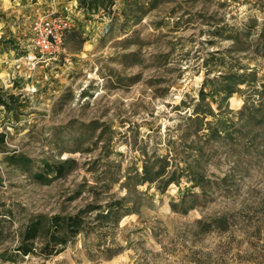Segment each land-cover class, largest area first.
Here are the masks:
<instances>
[{
	"label": "rangeland",
	"instance_id": "rangeland-1",
	"mask_svg": "<svg viewBox=\"0 0 264 264\" xmlns=\"http://www.w3.org/2000/svg\"><path fill=\"white\" fill-rule=\"evenodd\" d=\"M75 6L0 0V88L20 95L5 153L74 161L41 184L0 151V251L37 214L100 208L60 253L0 264H264V0ZM52 8L73 26L40 57Z\"/></svg>",
	"mask_w": 264,
	"mask_h": 264
},
{
	"label": "trees",
	"instance_id": "trees-1",
	"mask_svg": "<svg viewBox=\"0 0 264 264\" xmlns=\"http://www.w3.org/2000/svg\"><path fill=\"white\" fill-rule=\"evenodd\" d=\"M75 2L76 8L82 10L86 16L96 13L110 15L115 0H75ZM19 103V94L0 88V107L5 111H13ZM5 146V133L0 132V151L5 153ZM3 160L8 165H14L28 172L35 181L41 184H47L54 179L65 176L74 167V161L71 158L56 161L41 160L39 166H35L31 157L15 152L5 153ZM97 208L100 206L85 207L71 214L35 215L24 224L19 234L17 246L13 249L4 248L0 251V260L15 262L18 257L27 254L49 258L60 253L67 243L78 234L87 231L89 226L87 214ZM97 215L98 218L107 217L103 213ZM4 237V226L2 219H0V242L4 240Z\"/></svg>",
	"mask_w": 264,
	"mask_h": 264
},
{
	"label": "built area",
	"instance_id": "built-area-1",
	"mask_svg": "<svg viewBox=\"0 0 264 264\" xmlns=\"http://www.w3.org/2000/svg\"><path fill=\"white\" fill-rule=\"evenodd\" d=\"M68 10V7H64ZM72 18L68 12L58 13L55 8L35 17L32 30V43L40 57L57 55L63 48L66 35L72 30ZM36 58V55L29 54Z\"/></svg>",
	"mask_w": 264,
	"mask_h": 264
},
{
	"label": "crops",
	"instance_id": "crops-1",
	"mask_svg": "<svg viewBox=\"0 0 264 264\" xmlns=\"http://www.w3.org/2000/svg\"><path fill=\"white\" fill-rule=\"evenodd\" d=\"M73 3H74V5H76V2H75V0H71ZM76 7V6H75ZM77 10H80V9H77Z\"/></svg>",
	"mask_w": 264,
	"mask_h": 264
}]
</instances>
